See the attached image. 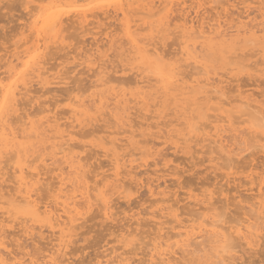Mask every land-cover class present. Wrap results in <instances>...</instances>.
Here are the masks:
<instances>
[{
    "label": "rangeland",
    "instance_id": "1",
    "mask_svg": "<svg viewBox=\"0 0 264 264\" xmlns=\"http://www.w3.org/2000/svg\"><path fill=\"white\" fill-rule=\"evenodd\" d=\"M51 1L0 0V79L4 83L16 76L10 78L9 73H5L7 63L11 60L12 63H16V55L22 56L21 59H26L30 52L35 50L36 45L41 42L38 41V33L41 35L40 39L45 42L48 40L47 44L50 43L46 45L48 49L40 44L41 72H44L43 78H45L43 81L49 84L44 83V86H41L35 82L30 71H23L20 77L21 82L32 80V82L31 80L28 81L30 91L25 93L22 89L21 92L23 93L17 95L18 105L16 104V111L11 114L12 117L10 118L13 122L10 120V123L12 122L11 127H15L18 132L22 125L23 127L28 126L26 124L28 120H34L36 121L35 124H38L40 118L48 114L46 110L51 111H49L48 116H52L55 111L57 118L61 119L59 122H65L56 128L62 131L63 136L65 135L62 142L67 140L74 147L78 157L81 158L84 155L83 159L79 160L82 165L85 162L81 172L83 171L82 174L89 177L90 186L98 184L94 191V193L97 191L95 195L98 199L92 198L93 205L89 208V212L86 210L83 215L84 219L82 218L83 221L80 219L81 221L79 220L75 224L76 226L74 225L72 236L69 238L71 243L68 242L67 247L57 252L58 240L53 237L57 233L48 231L47 227H40L36 221L35 223L28 221L27 224H31L33 229L30 232H24L19 224L21 218H19L20 220L15 219L14 222L4 218V211L12 208L11 203L15 204L13 200L17 195L15 179L11 176L17 158L12 155V152L15 151L14 148L7 150L2 158V161L5 160L2 162L3 164H0L1 166L6 165L2 167L3 170L1 168L3 172L2 176L0 175V186L2 185L0 188V200H2L0 213L3 211V216L1 214L0 216L4 220L1 223L4 226L2 230L0 227V234L2 233L1 236L5 235L2 238L3 245H0L2 246V254L7 258L10 257V259L13 256L17 258L18 255L21 260H26L29 257L41 259L50 253H54L53 256L58 254L62 256L64 255L62 253H65L64 256L58 255L59 257L56 258L62 260L63 264H94L99 259L102 262L106 259L107 261L111 260L110 264H118L117 260L120 258H124V264H156L158 262L157 256L151 257L153 242L162 240L163 236L166 238L165 232L167 231L174 233L181 227V224L186 223L189 219L210 215L211 213L206 207L202 209L204 205L209 206L205 200L210 198L209 201L215 207L217 205L220 207H218L219 209H211L212 212L219 211L217 215L220 213L223 217L220 216V218L227 221V225H234L239 220L243 221L249 216L252 221L257 222L256 228L258 230L255 231L258 237L252 239L254 241L251 242L252 244H247L240 236H234L235 239H232V243L235 245L233 248L236 255L229 259H243L248 264H264V217H261L262 214L259 215L257 208L254 209V207H258L255 203L259 200L256 191L259 186L263 185L262 181L264 180V149L259 148V141L249 140L243 134L246 129L249 131L256 130L261 119L264 118V17L260 16V11L264 10V3L262 4L260 1L264 2V0H162V2L158 0H137L135 2L122 0V9L104 7L85 13V16H80L77 13L65 15L62 24H59L61 26L57 25L58 33L61 32L59 41L63 40L61 44L55 39V43H51L54 41L53 39L49 41L53 30L57 27L52 32L43 31L40 26L36 27L40 29L38 32H35L36 28L33 33L32 30H28L29 26L34 27L35 15L40 14L38 8L42 4L53 2L56 4V1H59L60 6L61 4L62 6H75L77 3L85 4L88 0ZM150 1L155 3L153 8L145 9L142 7L143 4ZM35 5H38L37 9ZM238 18L258 29L254 38L250 40L251 42H246L243 37L240 38L236 44L235 54L225 57L221 55L215 45L213 46L215 48H208V43L199 42H196L198 44H195L197 49L195 48L193 51L198 60L204 63L206 71L209 72L210 69L211 73L209 72L208 75L210 74L209 76L212 77L210 81L214 83L213 85L217 83L220 77L222 80V83L219 84V86L222 85L219 88L221 98L230 101V103L218 107L215 97L217 94L211 90L210 86L205 87L208 89L209 97L204 92L200 94L202 98H197L195 105L188 104V106L187 100L176 95L174 90L162 91L160 89V82L152 68V63L156 58L150 56L146 49H150L152 44L160 47L163 54L167 56L161 60V63H177L178 71L181 70L179 77H184L185 80L190 75L194 79L195 76H199L196 72L200 67L193 63V60L189 62V58L185 60V55L178 52L185 45L180 35V26L183 21L186 19L188 22H194L195 25L197 23L198 25L203 24L205 28L208 24H214L217 19L221 25L227 27L238 22ZM164 22L165 24H161ZM40 24L42 21L38 23V25ZM125 25H129V28L127 29ZM161 25H164L162 27L165 30L167 26V30L161 29ZM151 27L153 31L155 29L157 31L152 32ZM233 28L228 29V31L231 30L230 34H234ZM130 37L131 40L134 39L137 42V48H131ZM25 41H29V43ZM26 48L28 49L25 50ZM102 59H105L103 64H101ZM188 63L190 64L188 65ZM21 67L22 65L19 63L16 73L19 72V69V73H21ZM101 68H105L107 77L117 78V80H110L104 89L95 85L99 77L97 73ZM141 70L143 73L135 74ZM140 74L145 76L144 80L149 81H147L149 85L143 88L145 97L143 104L136 103L134 99L131 100L139 90L135 84H132V81L138 78L137 75L141 76ZM213 78L215 79L213 80ZM188 79H186L187 82L192 81L191 77ZM20 86H22L21 83L18 85V89L22 88ZM201 89L203 90V88ZM224 89L227 91L225 92ZM100 90L104 92L105 97H111L108 93L119 92V90L120 93L125 94L124 98H127V102L120 103V107L124 104V107L127 108V111L124 110L126 112L122 113V115L127 116L123 115V123L125 122V124H121L115 119L114 113L117 110L113 109L114 102L109 97L102 107L103 113L101 112V114L100 110H96L97 103L95 104L92 99ZM35 91L38 92L35 93ZM71 98L84 102L81 109L85 113L81 118H86V120L81 126L69 125L70 120L63 119L64 116H67L65 112L72 105L73 100H70ZM245 100L249 102V105H246ZM18 102L21 104L19 105ZM39 110L44 111L39 112ZM166 124L168 125L166 126ZM218 124L226 129L221 133L223 136L222 144L225 146L222 153H225V150H230L232 159L223 158L224 154L221 153L219 147H215L211 141L208 145L207 135H203L204 132H208L209 135L214 134V127ZM191 125L202 127L204 131L199 130L200 132L203 131L202 135L197 130L192 131ZM238 131L240 132L239 135L237 134ZM251 131V136H255L256 131ZM59 136L58 132L54 130L53 132H46V135L42 136L43 138L41 137L35 147L30 150V152H34H29L30 156L27 158L30 170L33 169L31 165L36 166V169L39 167L38 169L41 170L42 176L40 175V180L37 183V200L39 203L49 204L51 202L49 201L51 200L50 192L51 190L52 192L57 191L60 185V172L63 171L65 174V171L68 170L60 155L51 159L53 148L50 145L52 142H58L55 139ZM207 138L211 139V136H207ZM18 140H21L20 136ZM36 149L37 151L40 149L41 152L35 151ZM231 150L236 151L232 152ZM113 153H118L123 159L126 158L118 169L119 174L121 173L118 177L121 176L120 181L123 183L121 182V186L115 191H113L114 189L108 190L112 193V196L110 195V199H112L110 200L109 215L105 216L101 209L99 193L106 187L104 188L100 183L101 179L112 172L110 159ZM37 155H41V158L45 157L46 161H41L40 158L34 159ZM31 157L34 161L31 160ZM129 159L134 161L129 163ZM6 161L8 164L5 163ZM94 181L95 183H93ZM65 188L67 191L71 188L69 183L63 188L64 191H66ZM108 191L106 193H109ZM4 201H7V204ZM252 204L255 205L251 206ZM249 208H253V211ZM256 212L258 213L256 214ZM202 218L200 219L202 220ZM178 223H181L179 224L180 227H178ZM254 239L258 240L255 241ZM199 240L196 241L200 242ZM206 241L205 239L203 242L205 245H207ZM236 243H238V249ZM64 250L65 252H63ZM193 255L196 258L197 255L201 256L199 261L204 262V264L211 261L206 258L205 253L199 252ZM184 256H179L180 259L182 257L181 260L178 258L179 264H192L191 261H196L193 260L196 259L194 256L193 258L190 255ZM47 257L43 259H47ZM199 261L197 260L195 264H199Z\"/></svg>",
    "mask_w": 264,
    "mask_h": 264
},
{
    "label": "bare ground",
    "instance_id": "2",
    "mask_svg": "<svg viewBox=\"0 0 264 264\" xmlns=\"http://www.w3.org/2000/svg\"><path fill=\"white\" fill-rule=\"evenodd\" d=\"M13 1V0H12ZM62 1V0H61ZM60 1V2H61ZM122 0H119V2L121 4H123L121 2ZM124 1V0H123ZM127 1V0H126ZM130 1V0H129ZM128 1V2H129ZM137 0H132V2H135ZM160 2H162V0H158ZM227 1V0H226ZM53 2V0L51 1ZM57 3L59 1H56ZM56 3V5H58ZM77 3V2H76ZM140 3V2H139ZM260 3H264V2H261ZM20 4V3H19ZM52 4H55L54 2ZM69 4V3H68ZM78 4V3H77ZM60 5V4H59ZM139 5V4H138ZM155 5L154 1H150V2H147L145 4H143V8L145 9H151L153 8ZM36 6V9H37V6L38 5H35ZM62 6V4H61ZM40 9V7L38 8V10ZM122 9V8H121ZM120 9V11H121ZM259 9V8H258ZM28 10V9H27ZM29 12V10H28ZM122 12V11H121ZM108 13V12H107ZM112 13V12H111ZM124 13V12H123ZM183 13V12H182ZM79 14L80 16L83 15L85 16V13L83 12H79L77 13ZM32 15V14H31ZM40 14H36L35 15V19H34V27H28V30H32L31 32L33 33L34 32V29L40 25H38L37 23V17L39 16ZM123 15V14H122ZM18 16V15H17ZM260 16L263 18L264 17V10L263 11H260ZM31 17V16H30ZM88 17V16H87ZM93 17V16H92ZM126 17V16H125ZM239 17V16H238ZM34 18V17H33ZM67 18H69L67 16ZM73 18V16H72ZM240 18V17H239ZM238 18V19H239ZM29 19V18H28ZM77 19V18H76ZM241 19V18H240ZM238 20V22H236L235 24H231V25H228L227 27L225 25H221L220 22L216 19L215 23L214 24H208V26H206L204 28L203 24H199L198 23L195 25L194 22H188L186 21V19L183 21V23L181 24L180 26V35L182 36V40H183V43H185L184 47H182L180 49V51H178L179 53H181L182 55H185V60H188L187 58H189V62L190 60H193V63H195L196 65H198L200 67L199 70H197L196 74L198 73L199 76L196 77L193 79L192 76L191 79L192 81L190 82H187V80H189L188 78H190L188 76V78L186 77V79L184 80L183 78L184 77H179V72L178 71V66H176V79L174 80V82L171 84L170 88L168 89L169 91L170 90H174L176 93V95L178 96H181L183 98V100H187L186 101V104L188 106L189 105H195L196 104V101L201 97L200 94L204 93L207 94L208 92V89L205 88L207 86H210L211 87V90L213 92H215L217 94V90L219 88H221V86H219L220 83H222V80L219 79L217 80V83H215V85H213L214 83H212V77L208 75V73L210 72H207L206 69H205V65L203 62H201L200 60H198V57L194 54V49L196 48L195 44L196 42H199V43H208V48H212L214 45L219 49L220 53L222 56H225L227 57L229 55L230 57V54H235L236 52V44L240 41V38L243 37V39L247 42V41H250L252 40V38H254L255 36V33H256V26L254 25H250L248 23H244L242 22V20ZM63 20V19H62ZM61 20V22H62ZM88 20V19H87ZM127 20V19H126ZM42 21V24H43V20ZM137 21V20H136ZM193 21V19H192ZM196 21V19H195ZM200 21V19H199ZM59 23V24H62V23ZM202 23V22H201ZM261 23V22H260ZM58 24V25H59ZM64 24V23H63ZM141 24V23H140ZM146 24V23H145ZM158 24H160V22H158ZM161 24H165L164 23H161ZM226 24V23H225ZM167 25V24H166ZM260 25V24H259ZM61 26V25H59ZM63 26V25H62ZM146 26V25H145ZM164 25H161L160 28L163 30L164 27H162ZM177 26V25H175ZM225 26V27H223ZM264 26V25H263ZM26 27V26H25ZM57 27V26H56ZM125 27H127V29L129 28V25H125ZM234 27V28H233ZM262 27V26H261ZM22 28V27H21ZM132 27H130L131 29ZM136 28V26H135ZM143 28V27H142ZM147 28V27H146ZM152 28V27H151ZM159 28V27H158ZM195 28L196 30V34L195 36H192L190 35L189 33L191 32V30ZM230 28H233L234 29V34H230L231 30L228 31V29ZM262 29V28H261ZM60 30V28H59ZM126 30V29H125ZM133 30V29H131ZM137 30V29H136ZM139 30V29H138ZM149 30V29H148ZM152 32H156L157 30L155 29V31H153V28L151 29ZM159 30V29H158ZM166 30H167V26H166ZM165 30V31H166ZM263 30V29H262ZM40 31V29H37L36 28V31L35 32H38ZM168 31H169V26H168ZM30 32V33H31ZM52 32V30H51ZM63 32V31H62ZM147 32H150V31H147ZM151 32V33H152ZM161 32V31H160ZM159 32V33H160ZM163 32V31H162ZM60 33H58V27L53 30L51 36H50V39L49 41H51V39H55L56 42L59 41V39H61V36H60ZM128 33V31H127ZM158 33V32H157ZM156 33V34H157ZM158 33V34H159ZM172 33V32H171ZM174 33V32H173ZM172 33V34H173ZM59 34V35H58ZM153 34V33H152ZM166 34H169L166 32ZM39 35V36H38ZM37 37H38V41H41L40 44H43V47L46 48L48 44V40L45 42L44 40L40 39V33H38ZM151 35V34H150ZM33 36V35H32ZM154 36V35H153ZM30 37V36H28ZM148 37V36H147ZM160 37V36H159ZM45 38V37H44ZM171 38V37H170ZM179 38V37H178ZM30 39V38H28ZM63 39V38H62ZM154 39V37H153ZM26 40V38H25ZM55 40L52 41L51 43H55ZM132 43V47L134 48H137V42L132 39L131 40V37L129 39ZM63 40L59 41L58 43L61 44L63 43L62 42ZM27 43H29V41H25ZM251 42V41H250ZM167 43V42H166ZM40 44H37L36 47H35V50L30 54L29 56H27L26 59L22 58L20 56H17L16 55V60L17 62L16 63H12V60L9 61V63H7V69L5 71V73H9V77H13L15 76L17 73H16V69H17V65L20 63L22 65L21 67V72L22 70L25 71V70H28L30 71L31 75L33 76V78H35V82L41 86H44L43 84L45 83L43 80H45V78H43V73L44 72H41V68H42V65H41V52H40V47L41 45ZM149 44V43H148ZM152 44V43H150ZM248 44V43H247ZM20 45V44H19ZM18 45V46H19ZM53 45V44H52ZM56 45V44H55ZM198 45V44H196ZM246 45V44H245ZM46 46V47H45ZM57 46V45H56ZM31 47V45L29 46V48ZM59 47V46H58ZM202 47V45H201ZM200 47V48H201ZM215 48V47H213ZM28 48H26L25 50H27ZM48 49V47H47ZM197 49V48H196ZM250 49V48H249ZM24 50V49H23ZM43 50V49H42ZM45 50V49H44ZM98 50V49H97ZM135 50V49H134ZM149 51V54L150 56H152L153 58H156L157 59H160L162 60L164 57H167L163 54V50L161 51L160 47H157L156 45H153L152 44V47L150 49H146ZM200 49H198L199 51ZM137 51V50H136ZM45 52V51H43ZM138 52V51H137ZM200 52V51H199ZM22 53V52H21ZM178 53V54H179ZM32 54V55H31ZM139 54V53H138ZM175 54V53H174ZM249 54V53H248ZM93 55V54H92ZM204 55V54H203ZM250 55V54H249ZM12 56V55H11ZM35 56L36 57V61L30 65V66H26L25 64V61H27L29 59V57H33ZM138 56V55H137ZM206 56V55H205ZM149 57V56H148ZM228 57V59H229ZM234 57V56H233ZM252 57V55H251ZM134 58V57H132ZM180 58V57H179ZM211 58V57H210ZM93 59V58H92ZM168 59V58H167ZM166 59V60H167ZM176 59V58H174ZM231 59V58H230ZM103 60L105 59H102V63L103 64ZM136 60V59H135ZM170 60V59H169ZM176 61V60H175ZM43 62V61H42ZM90 62V61H89ZM259 62V61H258ZM174 63V62H173ZM235 63V62H234ZM240 63V62H239ZM99 64V63H98ZM177 64V63H176ZM175 64V65H176ZM190 63H188L189 65ZM248 64V63H247ZM260 64V62H259ZM3 65V64H2ZM122 65V64H121ZM195 66V65H194ZM97 67V66H95ZM193 67V65H192ZM251 68V66H250ZM193 69V68H192ZM208 69V68H207ZM95 70V69H94ZM117 70V69H116ZM129 70V69H128ZM136 70V69H135ZM142 71V72H141ZM139 72H135V74H138V73H143V70H141ZM19 72H20V69H19ZM18 72V73H19ZM96 72V71H95ZM148 72V71H146ZM30 73L29 76H30ZM151 73V72H150ZM149 73V74H150ZM211 73V72H210ZM216 73V72H215ZM91 74V73H90ZM99 74V77L97 78V83H95V85L97 86H100L101 89H104V87L106 85H108L109 81L112 80V79H116L117 78H112V77H107L106 76V71H105V68H101L98 73ZM132 74V73H131ZM216 74H219V73H216ZM25 75V74H24ZM141 75V74H140ZM192 75V74H191ZM98 76V75H97ZM106 76V78H105ZM138 78H135L133 79L132 81V84H135V86L139 89L137 91V94L135 97H132L131 100H135L136 103H144L145 102V97L143 95V92H144V89L145 87H147L149 85V81L148 80H144L145 76L141 75H137ZM4 77V76H3ZM2 77V78H3ZM157 77V76H156ZM223 77V76H222ZM221 77V78H222ZM16 78V76L14 78H12L11 80H9V82H6L4 83L1 79H0V85H3V88L0 89V96H3L5 93H7L9 91V88H8V85L10 83V81L14 80ZM105 78V79H104ZM158 78V77H157ZM128 80V78H126ZM215 78H213L214 80ZM27 80V79H26ZM31 80V79H30ZM28 80V81H30ZM159 80V79H158ZM25 81V80H24ZM21 82V85L20 87L22 88H19L18 89V86L15 87V95L11 98L10 100V105L9 107H6L5 111L3 112L2 115H0V164H3L2 162H4V160L2 161V158H3V155L6 153L7 150H13L14 148V153L12 152V155H14L13 157L17 158V161H16V165L13 167V175H11L14 179H15V183H16V193L17 195H15V199L13 200V202L15 201V204H12L11 203V209H7L6 211H4L5 215H4V218H6L8 221H13L15 219H19L21 218V220L19 221V224L21 225L22 229L24 232H30L33 227L30 225L27 224L28 221H35L39 223L40 227L44 226V227H47L49 230L48 231H52L53 233H57V235L53 236V237H56L57 240H58V246H57V252H59L60 250H62L64 247H67L68 245V242H70L69 238H71L72 236V232H73V229L74 227L76 226L75 224L80 220L82 219L84 216V213L85 211L89 210V208L93 205L92 204V198L95 197L96 199H98L95 195V193H97V191L94 193V191L96 190L98 184L96 185H93V186H90L89 184V177L85 176L84 174H82L81 172V169L84 165L80 163V161L83 159L82 157H84V155L80 158L78 157V155H76L75 151H74V147L71 146L69 144V142L66 140L65 142H62L63 141V136L62 135V131H60L59 129H56L59 125H63V123L65 122H59L61 119L60 118H57V116L55 115V111H54V114L52 116H48V114L51 112L50 110H46V113L48 112V114L45 116H42V118H40V120L38 121L39 123L38 124H35L36 121L34 120H28V122H24L26 124H28L27 127H23V123L21 124L22 125V129L20 128V130L18 132H20L18 134L16 128L14 129L13 127H11V123L13 122L11 120L10 117H12V112H15L16 111V104H17V95H20L21 93V90L24 89L23 91H25V93L29 92L30 91V84L29 82ZM62 81V80H61ZM148 81V82H147ZM157 81V79H156ZM32 82V80H31ZM49 82V81H48ZM47 83V82H46ZM45 83V84H46ZM51 83V82H50ZM53 83V82H52ZM55 83V82H54ZM57 83V82H56ZM62 83V82H61ZM130 83V82H129ZM159 83V82H158ZM189 83V84H187ZM49 84V83H47ZM94 85V84H93ZM94 85V86H95ZM33 86V85H32ZM125 86V85H124ZM152 86V85H151ZM96 87V86H95ZM160 87V86H159ZM35 88V87H34ZM41 88V87H40ZM49 88V87H48ZM56 88V87H55ZM203 88V90L201 89ZM33 89V88H32ZM44 89V88H43ZM127 89V87H126ZM162 89V88H160ZM167 90V91H168ZM34 91V90H33ZM48 91V90H47ZM101 91V92H100ZM99 93H96V96L92 99L93 102H95V104L97 103L96 105V110H100V113L102 112L101 110L103 109L102 107L105 105V101L106 99H108V97L110 99H113V106L115 110H117V112L114 113V116H115V119L117 120V122H121V124H125V122L123 123V114L124 112H126L127 108H125L124 104L123 106L120 107V103L121 102H124L126 103L127 102V98H124L125 94L124 93H120V90L119 92H111V93H108V95H111L110 96H104V92L102 90H100ZM108 91V90H107ZM162 91H165L164 89H162ZM221 91V90H220ZM38 92V91H35V93ZM46 92V91H45ZM34 93V92H33ZM44 93V92H43ZM107 93V92H106ZM166 93V92H164ZM24 95V94H22ZM29 95V94H28ZM106 95V94H105ZM167 95V94H166ZM199 95V97H198ZM30 96V95H29ZM203 96V95H202ZM33 97V96H31ZM207 97H209V95L207 94ZM216 99H217V103H218V107H222L223 105L227 104V103H230V101H226L224 100L223 98H221V93L220 95H215ZM198 98V99H197ZM202 98V97H201ZM130 99V98H129ZM177 99V98H176ZM210 99V98H209ZM246 99V98H245ZM70 100H73L72 101V105L70 103L71 106H69L68 110L65 112V115L67 116H61L63 117V119H67V120H70V124L69 125H78V126H81L83 125V121L86 120V118H81L85 112L82 111L81 109V106L83 105V101L81 100H74V99H70ZM69 100V101H70ZM172 100V98H171ZM188 102V103H187ZM246 103V105H249V102L247 100L244 101ZM19 103V102H18ZM21 103H19L20 105ZM199 104V103H198ZM197 104V105H198ZM18 105V104H17ZM135 105V104H134ZM152 106V104H151ZM154 106V105H153ZM168 107V106H167ZM132 108V106H131ZM203 108V106H202ZM111 109H112V106H111ZM261 109V108H260ZM83 110L85 111V109L83 108ZM104 110V109H103ZM126 110V111H124ZM137 110V109H136ZM140 110V109H139ZM40 111H44V110H39ZM50 111V112H49ZM112 112V111H111ZM151 112V111H149ZM58 113V112H57ZM67 113V114H66ZM103 113V112H102ZM101 113V114H102ZM87 114V113H86ZM89 114V113H88ZM108 114V113H107ZM150 114V113H149ZM20 116V115H19ZM97 116V115H96ZM126 116V115H125ZM16 117V116H15ZM98 117V116H97ZM127 117V116H126ZM23 118V117H22ZM45 118V119H43ZM134 118V117H133ZM13 119V118H12ZM149 119H150V116H149ZM10 120L12 121L10 123ZM14 120V119H13ZM102 120V119H101ZM170 120V119H169ZM193 121V119H192ZM229 121V120H228ZM130 122V121H129ZM131 123V122H130ZM129 123V124H130ZM193 124V122H191ZM66 125V124H65ZM132 125V124H131ZM168 124H166L167 126ZM14 126V125H13ZM112 126V125H111ZM180 126V125H179ZM17 127V125H16ZM191 128H192V131H199L200 129L203 130L202 127H200L199 125L198 126H195V125H191ZM122 129V128H121ZM211 129V128H210ZM250 129V128H249ZM16 130V131H15ZM53 130L56 132H58V134L60 135L57 139H55V141L57 140L58 142H52L51 143V147L53 148V152H52V155H51V159L52 158H56L55 156L57 155H60V157L63 159V162L66 163V167L68 168L67 171H65L66 173L64 174V172H60V185L58 186V189L57 191L55 190V192H52L51 190V201L49 204H45V203H39V201L37 200V197H38V194H37V190H38V187H37V183L39 182L40 180V175L42 176V174H40V169H36V166L32 168L30 170V165L29 163L27 162V158L30 156L29 155V152L30 150H32L33 147H35L36 143L40 141V138L44 135H46V132H53ZM201 130V131H202ZM60 131V132H59ZM204 131V130H203ZM202 132L201 135H202ZM207 131V130H206ZM226 131L225 127H223L222 125L219 126V124L217 126L214 127V134L212 133V135H209L208 132H204L203 135H207V136H211V139L207 138L206 136V139H208L209 141L207 142V144L209 145V142L211 141L212 144H214V146H218L219 147V150L223 151V149H225V146H223L222 144V132ZM251 131V130H250ZM256 130H252L251 132H254ZM199 132H196V133H199ZM20 136L21 140H18V137ZM195 135V134H194ZM233 135V134H232ZM251 135V134H250ZM200 136V135H199ZM42 137V138H43ZM227 137V135H226ZM254 137V136H253ZM56 138V136H55ZM203 138V137H202ZM205 138V137H204ZM225 138V137H224ZM230 138V137H229ZM233 138V137H232ZM237 138V137H236ZM59 139V140H58ZM24 140V141H22ZM45 140V139H44ZM205 140V139H204ZM34 141V142H33ZM227 141V140H226ZM42 142V141H41ZM231 142V141H230ZM256 142H258L256 140ZM243 143V141H242ZM241 143V144H242ZM230 144V143H228ZM227 144V145H228ZM233 144V143H231ZM230 144V145H231ZM240 144V143H239ZM249 144V143H248ZM196 145V144H195ZM192 146V145H191ZM207 146V145H205ZM213 146V147H214ZM229 146V145H228ZM232 147V146H231ZM229 147V148H231ZM237 147V146H236ZM42 147H40L41 149ZM44 148H45V145H44ZM43 148V149H44ZM38 149V148H37ZM37 149L35 151H37ZM38 150L39 152H41V150ZM37 151V152H38ZM43 151V150H42ZM232 151V150H231ZM236 151V150H235ZM234 150L232 152H235ZM32 152V151H31ZM30 152V153H31ZM34 152V151H33ZM32 152V153H33ZM219 152V151H218ZM237 153V152H236ZM37 154V153H36ZM35 154V155H36ZM40 154V153H39ZM43 154V153H42ZM135 154V153H134ZM220 154V152H219ZM224 154L223 156L220 155V157H223V158H229V159H232L231 158V152L230 150H225V153H222ZM233 154V153H232ZM112 155V158L110 159V162H111V168L112 169V172L110 173V175L104 177L103 179H101V183L105 189H103L101 191V193H99V200L101 204V209L103 210V213L105 214V216L109 215V209H110V197L112 196L111 192H109L108 190H113L115 191V189H118L121 184L123 183L122 181H120V177H118L119 175H121V173L119 174V167L121 164H123V161H125V159H123V157L119 156V154L117 153H113L111 154ZM237 155V154H236ZM45 156V155H44ZM108 156V155H107ZM49 157V156H48ZM41 161H44L45 157L44 158H41V155H37L36 157H34V159H39ZM50 158V157H49ZM87 158V157H86ZM81 159V160H80ZM136 159V158H135ZM31 160H33V158L31 157ZM80 160V161H79ZM87 160V159H86ZM107 160V159H106ZM105 160V161H106ZM9 161V160H7ZM7 161L5 162L6 164ZM34 161V160H33ZM46 161V160H45ZM55 161V160H54ZM84 161V160H83ZM129 163L133 162L134 160L133 159H129L128 160ZM234 161V160H233ZM30 162V161H29ZM52 162V161H51ZM33 163V162H32ZM36 163V162H35ZM31 164V162H30ZM43 164V163H42ZM46 164V163H45ZM40 165V163L38 164V166ZM52 165V164H51ZM6 166V165H5ZM5 166H1L0 165V175L2 174V170L4 168L2 167H5ZM85 166V165H84ZM102 166V165H101ZM58 167V166H57ZM2 168V170H1ZM48 168V167H47ZM10 169V168H9ZM60 169V168H59ZM58 170V169H57ZM126 170V169H125ZM9 171V170H8ZM7 171V172H8ZM107 171V170H106ZM122 171V170H121ZM10 172V171H9ZM125 172V171H124ZM127 172V171H126ZM12 174V172H10ZM9 173V174H10ZM98 173V172H97ZM46 174V173H45ZM136 174V173H135ZM96 175V174H95ZM94 175V176H95ZM98 175V174H97ZM2 176V175H1ZM10 176V177H11ZM93 176V175H92ZM123 177V176H122ZM1 178V177H0ZM6 179V178H5ZM4 179V180H5ZM8 179V178H7ZM100 179V178H99ZM1 180V179H0ZM3 180V182H4ZM10 180V179H9ZM8 180V181H9ZM42 180V179H41ZM90 180L92 182V177L90 176ZM263 180V179H261ZM7 181V180H5ZM253 181V180H252ZM2 182V183H3ZM57 182V181H56ZM122 182V183H121ZM246 182V181H245ZM1 183V184H2ZM6 183V182H5ZM69 183V185L71 186L70 189H66V191H64V187L66 186V184ZM95 183V181L93 182ZM263 185L259 186L257 191L258 192V196H259V200L257 201V203H255L256 205H258V207H254V209H256L257 211H259V215H261L263 212V209H264V180L262 181ZM261 184V183H260ZM8 185V184H7ZM39 185V184H38ZM2 186V185H1ZM0 186V188H1ZM10 186V185H9ZM15 186V184H14ZM257 186V184H256ZM53 187V186H52ZM6 188V187H5ZM40 188V187H39ZM248 188V187H247ZM252 188V187H251ZM251 188H249L251 190ZM4 189V188H3ZM54 189V188H53ZM256 189V188H255ZM10 190V189H9ZM70 190V191H69ZM246 190V189H245ZM2 191V190H1ZM48 191V189H47ZM50 191V190H49ZM106 191H108L109 193H106ZM243 191V190H242ZM157 192V191H156ZM239 192V191H238ZM5 193V191H4ZM53 193V194H52ZM159 193V192H157ZM6 194V193H5ZM111 195V196H110ZM242 195V194H241ZM245 195V194H244ZM243 195V196H244ZM1 196V195H0ZM253 196V195H252ZM255 196V195H254ZM253 196V197H254ZM258 196H255V197H258ZM252 197V198H253ZM248 198V197H247ZM49 199V198H48ZM206 199V198H205ZM210 198H207L205 201L209 204V206H205L204 207L201 205V204H198V205H201L204 209L206 207V209L209 211V213H211L210 215H207L206 217H196L195 219H189L186 223L184 224H181V223H178V227H180L177 231H175L174 233H171L169 231L165 232V237L163 236V238H161L160 236H158V238L160 237L162 240H157V242H153V245L151 250H152V254H151V257H154V256H157L158 258V262L156 264H179L180 261L178 262V260L180 259V255L181 256H186V255H190L192 256V254H195V253H205L206 258L207 259H210V263H205V264H216V261L217 259H221L223 260L225 258V254L224 253H221L219 256L217 255V248L219 247L220 244L223 243V240H224V237H227L228 240L230 242H233L232 239H235L234 236H237L240 238H242L247 244H250L251 242L253 243L254 241H252L253 238H257L258 237V234H256V223L255 221H252V219H250V216L249 217H246L243 221L239 220L236 224L234 225H227V221H224V219L222 220V216L220 215H217L219 211H213L215 212L214 214H212V210L211 209H219L220 207L217 205V207H215L213 205L212 202L209 201ZM245 199V198H244ZM243 199V200H244ZM241 200V199H240ZM255 200V199H254ZM2 200H0L1 202ZM97 201V200H96ZM202 201V200H201ZM246 201V200H245ZM5 202V201H4ZM3 202V204H4ZM195 202V201H194ZM204 202V201H203ZM48 203V201H47ZM178 203V202H177ZM176 203V204H177ZM253 203V202H252ZM5 204H7V201L5 202ZM254 204V205H255ZM9 205V204H8ZM95 205V203H94ZM220 205V204H219ZM253 204L251 206H254ZM2 208V205H0ZM170 207V206H169ZM219 207V208H218ZM19 208H25V209H28L30 211V214L29 215H18V209ZM93 208V207H92ZM100 208V207H98ZM172 209V208H171ZM249 209H253V208H249ZM259 209V210H258ZM92 210V209H91ZM211 210V211H210ZM174 211V210H172ZM253 211V210H252ZM255 211V210H254ZM2 212L1 211V215H2ZM89 212V211H88ZM169 212H171L169 210ZM247 212V211H246ZM102 214V212H100ZM258 212H256L257 214ZM170 215V214H169ZM174 215V214H172ZM249 215V214H247ZM3 216V215H2ZM0 216V218L2 217ZM175 216V215H174ZM173 216V217H174ZM177 216V215H176ZM180 216V215H179ZM200 216V215H198ZM220 216L222 218H220ZM243 216V215H242ZM162 217V216H161ZM172 217V219H174ZM261 217L263 218L264 215H261ZM261 217L259 216V218L261 219ZM202 218V220L200 219ZM3 218H1L0 220V225L1 223L4 222V220H2ZM6 219H5V222H6ZM84 219V218H83ZM82 219V221H83ZM258 219V218H256ZM200 220V221H198ZM254 220V219H253ZM17 221V220H16ZM81 221V220H80ZM262 221V220H261ZM260 221V222H261ZM85 222V221H84ZM259 222V223H260ZM8 223V222H7ZM10 223V222H9ZM17 223V222H16ZM83 223V222H82ZM258 223V224H259ZM179 224H181L179 226ZM75 225V226H74ZM177 225V224H176ZM4 226L1 225V230H2V227ZM37 226V225H36ZM174 226V225H173ZM259 226V225H258ZM39 227V228H40ZM260 227V226H259ZM162 228V227H161ZM174 228V227H172ZM262 228V226H261ZM264 228V227H263ZM37 229V228H36ZM171 229V228H170ZM0 230V232H1ZM258 230V229H257ZM264 230V229H263ZM6 232V229L4 230ZM10 231V230H9ZM12 231V230H11ZM50 231V232H51ZM169 232V234H167ZM8 234V233H7ZM14 234V233H12ZM34 235V233H32ZM129 234V233H128ZM159 234V232H158ZM163 234V233H162ZM160 234V235H162ZM2 233L0 234V245H3V242L2 241V238H4L5 235L1 236ZM10 235V234H9ZM16 235V234H15ZM10 237V236H9ZM157 237V235H156ZM6 238V237H5ZM55 238V239H56ZM28 239V238H27ZM124 239V238H123ZM164 239V240H163ZM171 239H173V241H170ZM196 241V240H198ZM205 239L207 240L206 244L205 245L203 242H205ZM4 240V239H3ZM255 241H257L258 239H254ZM7 241V240H5ZM243 241V242H244ZM17 242V241H16ZM244 242V243H245ZM71 243V242H70ZM147 243V242H146ZM251 243V244H252ZM257 245V242H255ZM18 244V243H17ZM55 244V243H53ZM149 244V243H148ZM238 243H236V248L238 249L239 247H237ZM147 245V244H146ZM245 245V244H243ZM207 246V248H205ZM130 247V246H129ZM0 258H3L7 261L10 262V264H63V261L62 260H59L56 259L57 257H59L58 255H54L52 253H50V255H44V257L48 256L47 259H43L44 257H42L40 260L38 258H32V257H29L27 258L26 260L25 259H22L21 260V257L18 258L19 256L17 255V258L16 256H13L9 258H7V256L5 257L1 250H2V246H0ZM25 248V247H24ZM52 248V247H51ZM56 248V247H55ZM23 249V248H22ZM150 250V249H148ZM240 251V250H239ZM62 252V251H61ZM60 252V253H61ZM65 252V250L63 251ZM125 252V251H124ZM230 252L231 253H234L235 250L234 248L232 247L230 249ZM12 253V251H11ZM27 253V252H26ZM179 253V255H177ZM239 253V252H237ZM18 254V253H16ZM65 255V253H62ZM148 254V253H147ZM242 254V253H241ZM7 255V254H6ZM14 255V254H13ZM25 255V254H24ZM23 255V256H24ZM62 255V256H64ZM236 255V254H235ZM31 256V255H30ZM61 256V255H60ZM61 256V257H62ZM184 256V257H185ZM194 258H196L195 255H193ZM192 256V258H193ZM231 256L233 255H228L227 258H232ZM116 257V256H114ZM187 257V256H186ZM201 256H198L197 255V258L196 259H193V260H196L194 262L197 263V260L199 261ZM203 257H205L203 255ZM24 258V257H23ZM101 258V257H100ZM179 258V259H178ZM190 258V259H192ZM234 258V257H233ZM64 259V258H63ZM115 259V258H114ZM119 259V258H118ZM130 259V258H129ZM182 259V257H181ZM180 259V260H181ZM184 259V258H183ZM186 259V258H185ZM203 259V258H202ZM205 259V258H204ZM124 258H120L119 260H117L118 264H124L123 262ZM188 260V259H187ZM66 261V260H65ZM111 261V260H110ZM110 261H107L105 259L104 262L101 261V259H99L98 261H96L94 264H110L109 262ZM146 261V260H145ZM191 261V260H190ZM202 261V260H201ZM113 262V261H112ZM111 262V263H112ZM193 261H191L192 263ZM116 263V261H115ZM181 263H184V261H181ZM190 263V262H189ZM68 264V263H67ZM113 264V263H112ZM127 264V263H125ZM129 264V263H128ZM199 264H204V262H200L199 261Z\"/></svg>",
    "mask_w": 264,
    "mask_h": 264
},
{
    "label": "snow or ice",
    "instance_id": "3",
    "mask_svg": "<svg viewBox=\"0 0 264 264\" xmlns=\"http://www.w3.org/2000/svg\"><path fill=\"white\" fill-rule=\"evenodd\" d=\"M121 8L123 5L119 2V0H88L85 4H77L75 6H60L52 3L42 4L40 5V15L37 17V23L43 20V24L40 25L41 30L43 31H51L56 28V26L61 22L65 15H71L72 13H88L95 9L100 8ZM192 36H195L196 30L193 28L189 33ZM36 61V57H29L27 61H25L26 66L32 65ZM142 62V61H138ZM152 68L154 74L159 79V86L167 91L171 84L176 79V65L174 63L163 62L161 63L160 59L155 60L152 63ZM210 71V69H209ZM23 72V70H22ZM21 73L16 74V78L10 81L8 88L9 91L5 93L3 96H0V115L3 114L6 107H9L11 98L15 95V87L21 83ZM3 88V85H0V89ZM226 92L227 89H224ZM217 95H220V89L217 90ZM238 135L240 132L238 131ZM243 134L249 138V140H257L260 142L259 148L264 149V118L261 119L258 127L256 128V135L253 137L250 135L249 130H244ZM30 211L25 208L18 209V215H29ZM264 215V213H262ZM235 245L228 240L227 237H224L223 243L219 245L217 248V255L219 256L221 253L225 254V258L223 260L217 259L216 264H248L246 260L243 259H228V255H235L230 252V249ZM0 264H10L9 261L0 258ZM195 264V262H192Z\"/></svg>",
    "mask_w": 264,
    "mask_h": 264
}]
</instances>
